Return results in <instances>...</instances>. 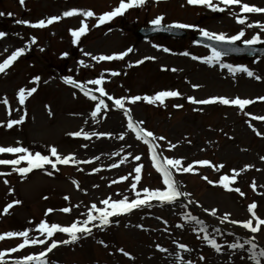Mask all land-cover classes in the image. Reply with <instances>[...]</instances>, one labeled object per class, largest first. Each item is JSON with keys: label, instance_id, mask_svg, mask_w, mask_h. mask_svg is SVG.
Instances as JSON below:
<instances>
[{"label": "rangeland", "instance_id": "obj_1", "mask_svg": "<svg viewBox=\"0 0 264 264\" xmlns=\"http://www.w3.org/2000/svg\"><path fill=\"white\" fill-rule=\"evenodd\" d=\"M157 1L165 4L155 7ZM119 2L25 0L21 5L19 0H0V12L5 13L0 16V32L7 34L0 39V63L17 49H24V54L4 73H0V125H3L0 126V146H21L32 153L48 155L50 147L55 146L61 155L72 154L79 160L92 161L89 164L57 165L56 170L48 165L26 176L12 171L11 165H0V173H8L0 176V234L28 231L30 237L43 239L35 231L41 221L68 226L75 220L85 218L87 206L95 203L103 208L100 201L105 198L119 200L127 196L129 200L135 199L136 193L132 191L131 183L135 176L133 169L138 163L144 167L137 191L142 193L144 188H162L159 173L152 167L147 145L137 140L135 133L128 131V121L123 111L116 109L105 97L109 110H102L93 120L91 111L94 110L95 102L86 98L79 89L64 83L65 78L72 77L86 84L88 80L100 78L103 73L105 83L102 87L114 98L152 96L159 91L181 93L178 98L166 99L164 105L138 101L135 104L126 102L125 107L130 109L134 121H144L141 127L156 136L166 137V141L159 142L163 145L160 151L164 156L182 159L185 166L190 163L194 165L193 172L174 175L181 186L180 190L191 196L181 197L172 204L153 201L151 207L113 216L109 226L103 230L93 228L91 235L81 236L75 243L59 244L47 254V264H182L177 261V254L183 258V262L190 261L191 264H253L246 251L243 252L245 260L236 254L242 251L239 249L233 253L224 247L220 254L216 253L200 238L205 233L199 232V225L186 220L185 213L203 221L208 233L221 245L237 240L243 242L253 235L238 225L221 223L219 218L224 214H231V220H247L250 218L248 205L255 202L258 205L256 214L264 218V160L261 159L264 157V135L257 136L252 130L254 127L264 134V121L251 118L264 116V100L259 99L264 97V56L222 58L220 63L230 64L233 68L246 67L254 75L249 77L247 73L239 71L232 73L222 68L220 63L209 65L193 60L191 56L203 58L211 55V51L196 46L191 37L200 35L198 29L228 36L243 31L245 36L238 43L257 35L264 41V30L260 27L264 25V13H243L239 5L226 7L219 0H213V4L225 8L224 11L214 12L205 6L194 9L187 0H147L143 5L129 9L123 16L97 26L96 18L118 6ZM241 2L264 8V0ZM72 9L91 10L95 15L91 18L63 17L65 11ZM53 16L62 18L43 29L16 22L24 20L36 23ZM158 16L164 17L161 22L163 25L178 22L195 27L186 28L188 36L180 40L159 36L136 39L137 29L151 25V21ZM238 18L245 19V24H239ZM82 21L89 26L88 30L79 43L73 44L70 30L79 29ZM249 24L253 26L248 27ZM33 38L35 44L31 43ZM129 48L133 51L123 60L97 62L91 58L116 55ZM165 48L169 51L165 52ZM184 52L190 55H182ZM64 53L68 55L65 57ZM84 53H90L91 56ZM140 60H144V63L137 64ZM79 61H84L88 67H82ZM113 71L120 75L111 76ZM37 76L40 77L39 82L33 83ZM193 85L199 87L194 88ZM32 87H36L37 91L27 97L21 106L17 98L18 90ZM87 87L94 89L95 86ZM95 94L99 96L98 92ZM187 97H239L250 99L253 103L241 110L232 105L192 104ZM5 98L10 107L3 104ZM177 104L183 107H174ZM21 116L25 117L22 124L14 125L12 129L6 127L9 119H19ZM81 129L89 134L96 132L108 135L99 138L92 136L87 140L68 135ZM121 134L125 135L124 140L119 139ZM168 142L177 147L168 151ZM128 153L140 155L141 161H135ZM125 157L124 163L120 164V160ZM5 158L17 157L0 155V159ZM202 160L213 165L223 164L224 168L217 170L194 163ZM113 163L119 166L111 168ZM248 165L252 167L241 171ZM25 166L22 162L18 167ZM94 168L101 170L93 172ZM233 169L240 171L241 175L236 177L231 187H239L245 193L243 197L235 191L225 190L217 183L221 175L231 177ZM121 176H128V180L112 183L113 180L119 181ZM203 177H207V180ZM208 180L214 183L209 184ZM73 181L78 183L79 188ZM253 182L256 191L251 187ZM65 196L70 199L65 200ZM17 200L20 203L14 204L8 214H3L4 207ZM189 200L194 203L189 204ZM63 207H71L72 211L65 214L60 211ZM49 208L55 211L45 215ZM213 208L218 210L215 217L210 214ZM204 209H209V212ZM177 224L183 227L177 228ZM216 228L221 229V232L216 233ZM229 232L234 235L229 236ZM254 235L256 251L259 252L264 249V231ZM51 239L63 241L69 237L58 232ZM20 242L22 238L0 241V252H7ZM181 243L190 251H181L178 248ZM157 245L167 251H159ZM45 247L47 245L26 247L16 252V256L6 255L4 262L12 264L16 259L38 254ZM120 249L129 253V256L123 255ZM201 256L205 260L201 261Z\"/></svg>", "mask_w": 264, "mask_h": 264}, {"label": "snow or ice", "instance_id": "obj_2", "mask_svg": "<svg viewBox=\"0 0 264 264\" xmlns=\"http://www.w3.org/2000/svg\"><path fill=\"white\" fill-rule=\"evenodd\" d=\"M146 0H120L118 6L114 7L112 10L105 12L101 15H99L96 19L98 20L99 25H103L107 22H110L116 17L123 16L125 12H127L129 9L137 6H141L145 4ZM19 3L23 5L25 3V0H19ZM187 3L189 5L193 6H205L210 8L212 11H224L225 8H221L218 5L213 4V0H187ZM219 3L223 4L224 6H232V5H239L240 9L243 13H264V8L257 7L254 5H249L247 3H242L241 0H219ZM5 15V13L0 12V16ZM11 15V14H9ZM95 13L91 10L88 11H80L77 9H72L65 11L63 13V17H73V16H82L84 18H91L94 17ZM62 17L60 16H53L45 19H40L36 23H30L28 21L24 20H18L16 21L18 24H25L28 27L31 28H39L43 29L47 26L58 22ZM163 16H158L154 20L151 21L152 25L159 26L161 25V22L163 21ZM237 22L239 24H245V19L238 18ZM253 25L249 24L248 27H252ZM88 25L81 22V26L79 29L76 30H70L71 36L73 37V44H76L82 36H84L88 30ZM169 28H179V29H186V28H194L193 25H187L182 23H177L173 25H169ZM262 30H264V25H260ZM200 32V35L208 40L217 42L220 44H227V45H234L237 41H240L242 37L245 36V33L243 31L238 32L235 35L228 36L224 33H214L207 31L205 29H198ZM7 34L4 32H0V39L4 38ZM32 44L36 43L35 38L31 41ZM245 46H253L257 43H264V41H261L260 37L254 36L251 39H246L243 41ZM41 51H44L43 48L40 49ZM165 52H168V49H163ZM133 51L132 48L127 49L124 52H121L116 55H100V56H91L90 53H84L86 56H91L93 60L99 61H113V60H123L124 57H126L129 53ZM24 54V49L20 48L14 51L7 59H5L2 63H0V73H4L7 68H9L14 61L18 59L21 55ZM68 53H64V56L66 57ZM184 56H189L190 53L184 52L182 53ZM226 55V53H223L215 48L211 49V55L207 57H197L195 55L191 56L193 60H200L202 63L211 65L213 62L220 63L222 56ZM145 59H155L154 57H146ZM144 63V60L137 61V64ZM79 64L87 68L88 65L84 63V61H79ZM131 66V65H130ZM220 66L222 68H227L229 72L235 73L237 71L247 73L249 77H253V72L249 71L246 67H239V68H233L230 64H223L220 63ZM172 71H176V69H172ZM111 76H119L120 73L113 71L110 73ZM256 79H260L259 77H256ZM40 80V77L37 76L34 78L33 83H38ZM65 84H69L74 88L79 89L80 92L83 93V95L88 98L89 100L95 102L94 110L91 111V117L93 120H96L98 115L101 113L102 110L107 111L109 110L110 106L105 103L104 98L106 97L108 101H111L112 104L115 106L116 109L122 110L124 115L127 117V129L131 133H135V137L137 140L142 141L147 145L148 154L150 156L152 167L156 170L157 173H159V176L161 178V184L162 188L157 189H150V188H144L142 190V193L140 191H137V184L141 181V174L142 169L144 165L142 163H138L135 165L133 171L135 173V176L133 177V182L131 183V189L133 192L136 193V199L129 200L127 196L123 197L119 200H113L112 197L105 198L100 201L102 205H104L103 208L98 207L97 204L93 203L90 206H87L88 211L86 213V216L83 220H75L68 226H61L59 224L53 223L49 224L47 221H41L35 231L40 234V236H43L44 238L41 239L39 237H30L28 231H20V232H7L4 234H0V241H3L5 239H11V238H22V242H20L16 247H12L7 252H0V264H5L4 257L6 255H10L11 253L19 252L26 247L29 246H36V245H47L41 252L38 254H30L22 259H16L12 262V264H47L46 257L47 254L52 252L53 249L57 248L59 244H69V243H75L78 239L81 238V236H88L91 235L93 228H98L100 230H103L110 224V218L113 216L128 214L134 211L135 209L141 208V207H151V204L153 201H157L161 204H172L176 200H178L181 197L187 198L190 197L191 194L187 192H183L180 190V185L177 184L176 180L174 179V175L176 173H190L194 171V165L188 164L185 166L184 161L179 158H169L162 154L160 149L163 147L162 144H160V141H166V137L164 136H156L154 133L150 130H147L141 125L144 124V121H134L131 116L130 109L125 107V103L135 104L138 101H144L148 104H155L159 102V104L164 105L165 100L168 98H178L181 96V93L178 91H159L155 95L152 96H132V97H123V98H114L112 95H109L104 87L102 85L105 83L103 78V73L101 74L100 78L91 79L88 80L85 83H80L77 80L73 79L72 77H67L64 79ZM87 85L95 86L93 88H88ZM194 88H198L199 85H193ZM37 91L36 87H32L31 89H25L20 88L18 90L17 98L19 101V104L23 106L25 104L26 98L30 97L33 93ZM99 93V96H97L95 93ZM260 100H264V97H259ZM187 100L189 103L192 104H199V105H213V104H220V105H232L237 106L239 109L243 110L245 106L250 105L253 103L250 99H241L239 97L235 99H229L227 97H211L207 99H197L194 97H187ZM3 104L6 106H9V101L7 98L3 99ZM10 107V106H9ZM176 108H182V104L174 105ZM196 110V109H194ZM9 115H11V112L9 111ZM26 115V113H25ZM24 116H21L19 119H9L7 121L6 127L8 129H12L14 125L22 124L24 122ZM253 120H262L264 121V116H252ZM98 122V121H97ZM3 126V125H0ZM252 127L251 125H249ZM253 132L257 136L264 135L257 131L254 127L252 128ZM68 135L72 137H83L85 140L90 139L92 136H96L99 138L103 135H108L106 133H96L93 132L91 134L84 132L83 129L77 132L68 133ZM119 139L124 140L125 135L121 134ZM169 147L168 151H171L172 149H175L177 145L172 144L171 142H168ZM84 147H87V145H84ZM50 155L48 154H41L40 152L32 153L27 148L21 147V146H0V155L2 154H11L13 156H16L17 158L13 159H0V165H11L12 171L18 172L21 176H26L28 173L32 172L35 169H44L45 166L50 165L53 170L57 169V165H79V164H89L92 163L91 160H79L76 158L75 155L69 154V155H61L58 152L57 147L52 146L49 149ZM128 155L133 156V159L135 161H141L142 157L140 155H133L132 153H128ZM50 157H54L55 159H51ZM124 159L120 160V164L124 163ZM95 159H99V157H96ZM262 160H264V157H261ZM25 163L27 166L25 167H18L21 165V163ZM195 164L199 165H206L209 167H214L217 170L223 169L224 165H213L211 162L207 160L202 161H196ZM119 165L117 163H113L111 165V168H117ZM252 167L251 165L245 166V169L241 171H245L248 168ZM79 171H83V169H78ZM101 169L94 168L93 172H99ZM8 175V173H0V176ZM51 175V173H49ZM131 175V174H129ZM241 172L236 171L233 169V175L229 177L228 175H221L218 180L219 186L223 187L227 191H235L239 193L240 196H244L245 193L241 191L239 187H231V185L235 184L236 177L240 176ZM203 179L207 180V177H203ZM128 180V176H121L119 178V181L113 180L112 183H118L120 181ZM5 184L8 183L7 180L4 181ZM74 184H76L77 188H79V185L77 182L73 181ZM209 184L214 183L211 180H208ZM253 191H256V184L255 182L251 185ZM11 191L9 194H11ZM65 200H69L70 198L65 196ZM20 201H14L12 203H8L4 209L3 214H8L9 210L13 208L14 204H19ZM189 204L194 203L193 201L189 200ZM78 207V206H77ZM258 205L253 202L248 205V213L250 214V218L244 221H238V220H231L229 213L224 214L222 217H220V222H228L233 225H238L239 227L245 229L248 233L253 234L249 238L245 239L243 242L235 241L232 243H228L227 245H221L217 242V239L211 234L208 233V229L204 226V222L198 220L195 216H192L190 213H185V219L194 221L197 225H199V232L205 233L202 238L204 241L207 242V244L218 254L222 252V249L224 247H227L231 252L236 253V250H242L240 253H236L240 255L241 260H245V256L243 254L244 251L248 253V258L253 261V264H264V249H261L259 252L256 251L257 244L254 243L255 235L256 233L260 231H264V218L259 217L256 214V209ZM55 211L52 208H49L45 215H48ZM61 212L68 214L72 211L71 207H63L60 209ZM205 212H209V209H204ZM217 209L213 208L210 211V214L212 216L217 215ZM81 215H85L82 213ZM165 223H167L165 221ZM142 227V226H140ZM177 228H182V224H177ZM216 233H220L221 229L216 228L214 229ZM64 233L66 234L69 239L63 240V241H56L51 239L56 233ZM229 236H233L234 233L229 232ZM49 241H51L49 243ZM246 245L248 246L246 248ZM157 248L161 252L167 251V249H164L157 245ZM178 248L181 251H190V249L183 243L178 244ZM121 253L125 256H129V253L124 251L123 249H120ZM131 258V257H130ZM200 260H205L204 256L200 257ZM177 261L182 262V264H191L190 261L183 262V258L177 254Z\"/></svg>", "mask_w": 264, "mask_h": 264}, {"label": "water", "instance_id": "obj_3", "mask_svg": "<svg viewBox=\"0 0 264 264\" xmlns=\"http://www.w3.org/2000/svg\"><path fill=\"white\" fill-rule=\"evenodd\" d=\"M201 42H203L204 44H207L209 46H211L212 48H217L219 51L223 52V53H227V54H249V55H252L254 53H257V52H261L260 49H253V48H250V47H246L244 49L238 47V46H234V45H227V44H218V43H210L209 41L205 40V39H202V40H199ZM200 42V43H201ZM235 49V51H233V49Z\"/></svg>", "mask_w": 264, "mask_h": 264}]
</instances>
